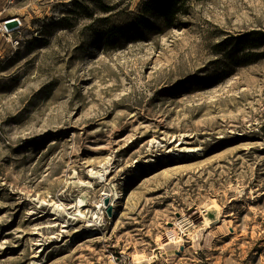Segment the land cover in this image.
<instances>
[{"label": "rangeland", "instance_id": "1", "mask_svg": "<svg viewBox=\"0 0 264 264\" xmlns=\"http://www.w3.org/2000/svg\"><path fill=\"white\" fill-rule=\"evenodd\" d=\"M146 1L0 0V264H264V0Z\"/></svg>", "mask_w": 264, "mask_h": 264}, {"label": "trees", "instance_id": "2", "mask_svg": "<svg viewBox=\"0 0 264 264\" xmlns=\"http://www.w3.org/2000/svg\"><path fill=\"white\" fill-rule=\"evenodd\" d=\"M188 0H147L142 8V11L147 12L150 9L155 8L156 12H159L165 25H171L179 13L185 12V5ZM132 31L126 30V34H130ZM244 41H249L246 39ZM243 43V42H241Z\"/></svg>", "mask_w": 264, "mask_h": 264}, {"label": "bare ground", "instance_id": "3", "mask_svg": "<svg viewBox=\"0 0 264 264\" xmlns=\"http://www.w3.org/2000/svg\"><path fill=\"white\" fill-rule=\"evenodd\" d=\"M10 19H11V18H10ZM16 19H17V18H16ZM18 20H19L18 27H15V28H12V29H8V28H6L5 24L2 23V25H1V29H2V31H3V32H8V33H9V32H11V31H13V30L19 28V27L21 26V20H20V19H18ZM179 238H180V235H179L177 232H175L173 229L170 230V231L167 233V241H169V242L177 241Z\"/></svg>", "mask_w": 264, "mask_h": 264}, {"label": "water", "instance_id": "4", "mask_svg": "<svg viewBox=\"0 0 264 264\" xmlns=\"http://www.w3.org/2000/svg\"><path fill=\"white\" fill-rule=\"evenodd\" d=\"M18 24H19V20L16 18H11L5 21V26L8 29L15 28L18 26Z\"/></svg>", "mask_w": 264, "mask_h": 264}, {"label": "built area", "instance_id": "5", "mask_svg": "<svg viewBox=\"0 0 264 264\" xmlns=\"http://www.w3.org/2000/svg\"><path fill=\"white\" fill-rule=\"evenodd\" d=\"M5 24V23H4ZM18 27V26H17Z\"/></svg>", "mask_w": 264, "mask_h": 264}]
</instances>
